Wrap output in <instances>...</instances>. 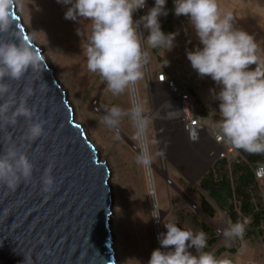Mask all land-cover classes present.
I'll use <instances>...</instances> for the list:
<instances>
[{"label": "rangeland", "instance_id": "1", "mask_svg": "<svg viewBox=\"0 0 264 264\" xmlns=\"http://www.w3.org/2000/svg\"><path fill=\"white\" fill-rule=\"evenodd\" d=\"M154 4L155 0H146L144 9L134 11V21ZM218 4L222 12L232 13L236 28L255 37L260 45L257 54L264 58V0H218ZM67 7L69 5L58 0H20L16 13L65 92L76 121L95 145L100 159L109 166L114 202L111 229L117 263L147 264L151 252L161 247L158 236L166 232L164 222L172 218H175L177 226L191 228L194 232H205L202 222L208 225L218 241L212 246L207 242L204 251L217 257V248L230 245L224 240H227L226 236L217 233L221 210L214 204L217 211L213 218L200 210L201 197L206 194L200 182L215 164L211 152L216 150V146L209 132H205L199 142L188 140L180 124L168 118L165 100L172 96L165 85L156 81L159 69H166L169 78L178 86L192 88L196 92L202 109L211 114L218 112L219 101L214 99L212 90L219 91V86L210 77H200L187 59V51L202 47L188 18L176 16L174 0H166L165 7L170 9L159 20L162 27L166 18H170L169 11H173L172 32L178 33L174 47L171 51L161 48L156 52L143 41L147 59L141 69L143 78L136 81L138 103L142 113L146 114L142 118V128L151 161L159 220L150 199L145 165L137 163L140 143L137 121L131 112L134 104L130 85L119 95H114L98 73L87 69L84 49L90 22L83 18L77 21L66 19ZM77 29L81 35L77 34ZM139 31L144 38L149 34L142 24ZM113 105L128 115L123 116L117 125L109 126L101 122V117L105 109ZM216 122L211 120L210 124L214 126ZM256 228L257 225L254 229L246 228L243 237H238L243 249L248 250L244 255L247 264H264V244ZM246 230L252 231L253 237L246 236ZM205 233L208 241L209 235ZM190 251L196 254L194 248Z\"/></svg>", "mask_w": 264, "mask_h": 264}, {"label": "clouds", "instance_id": "2", "mask_svg": "<svg viewBox=\"0 0 264 264\" xmlns=\"http://www.w3.org/2000/svg\"><path fill=\"white\" fill-rule=\"evenodd\" d=\"M58 2L69 5L65 12L66 19L77 21L83 18L90 22V33L84 49L87 69L98 73L114 95H119L130 84L143 78L141 69L147 59L143 41L152 48L171 51L178 35L176 32L166 34L161 29L159 17L168 14L166 0H155L154 6L135 21L134 11L144 8L146 0ZM19 4L20 0H0V34L13 31L15 9ZM174 12L176 16L188 18L202 45L187 51L192 68L200 77H210L219 86V91L212 90L214 99L219 101L218 112L210 113L212 120L217 121L213 126L214 133L235 149L249 154H264V58L257 54L260 45L255 37L236 28L232 13L222 12L218 0H174ZM141 24L149 32L146 38L139 31ZM77 34L81 35L80 29H77ZM17 38L18 42L0 39V125L14 126L23 117L27 122L24 138L34 141L44 133L46 121L38 117L35 106L28 104L33 90L25 86L23 93L17 96L5 78L19 81L29 68H39L42 57L24 39ZM251 65L255 67L251 68ZM190 91L195 95L193 90ZM131 112L135 119L140 117L142 109L136 106ZM126 115L127 112L113 105L105 109L101 122L115 126ZM137 163L148 165L150 158L141 154L137 156ZM52 167L53 163L50 162L41 177L45 192L54 184ZM33 168L34 164L22 147L9 140L3 152H0V182L15 189L21 180L32 179ZM261 171H264V164L260 165L258 175ZM237 184L238 176L236 191ZM205 196L216 205L207 193ZM246 223L247 220L236 221L224 230V235L242 238ZM164 227L166 232L158 236L161 247L151 252L147 264H232L228 258H217L211 252L204 251L207 236L203 230L194 232L191 228H181L177 226L175 218L164 222ZM162 248L165 250L162 251ZM193 248L196 254L190 251Z\"/></svg>", "mask_w": 264, "mask_h": 264}, {"label": "water", "instance_id": "3", "mask_svg": "<svg viewBox=\"0 0 264 264\" xmlns=\"http://www.w3.org/2000/svg\"><path fill=\"white\" fill-rule=\"evenodd\" d=\"M15 16L13 31L0 34V39L18 42L20 37L42 60L38 69L29 68L19 81L5 80L17 96L25 86L32 88L28 104L46 123L34 141L24 138L23 117L14 126L0 125V152L10 140L34 164L32 179L21 180L15 189L0 182V264H118L109 166L76 121L65 92L16 9ZM50 162L54 184L45 192L41 177Z\"/></svg>", "mask_w": 264, "mask_h": 264}, {"label": "built area", "instance_id": "4", "mask_svg": "<svg viewBox=\"0 0 264 264\" xmlns=\"http://www.w3.org/2000/svg\"><path fill=\"white\" fill-rule=\"evenodd\" d=\"M156 78L158 83L165 85L172 96L170 99L165 100L168 118L180 124L189 141L192 143L199 142L206 131L210 133L209 136L216 146V150L211 152V155L215 159L212 171L216 181L226 180L230 184L231 189L236 191L235 185L238 173L235 174V167L245 165L252 172L254 190L251 192L253 195V210L254 208L255 210L251 214L244 216L241 213L242 197L236 196L233 204L234 211L239 217V221H248L245 224L248 227L252 226L254 213L256 212L259 217L256 229L260 231L261 237L264 240V171H261L258 175V169L264 162L250 163L238 149L220 140L213 131V125L210 124L213 116L208 111L199 107L197 98L189 88L178 86L163 71L158 72ZM192 137H196V139H192ZM219 213L221 217L217 233L223 237L225 236L224 229L231 225L232 221L225 212L221 211Z\"/></svg>", "mask_w": 264, "mask_h": 264}, {"label": "trees", "instance_id": "5", "mask_svg": "<svg viewBox=\"0 0 264 264\" xmlns=\"http://www.w3.org/2000/svg\"><path fill=\"white\" fill-rule=\"evenodd\" d=\"M171 7V6H170ZM170 7L167 8L170 9ZM172 9V7H171ZM170 18H167L165 25L161 28L162 31H164L166 34L170 33L172 29V16H173V11L170 10ZM161 48H156V52H158ZM192 90L191 88H189ZM247 159L250 163H256V162H264V154H249L244 152L242 149H238ZM235 174L238 173V184H237V193H235L228 182L226 180H215L214 179V174L213 171L211 170L208 174L203 176L200 182V187L202 188L203 191H205L210 199L216 203V205L224 210L230 217V219H234L235 217V211H234V198L237 196L242 197V208L243 210L251 214L254 212L253 210V202H252V192L254 190V178L252 172L248 169L247 166L243 165H238L235 167ZM248 170V171H247ZM200 210L201 212L207 216L213 218L216 214L217 209L207 199L205 196L201 197V202H200ZM259 217L257 213H254V226H256L259 223ZM202 228L205 230V232L208 233L209 239H208V245L212 246L215 243H217L218 238L212 232V230L206 226L204 222L201 223ZM254 229V228H253ZM252 233V231L248 230V233Z\"/></svg>", "mask_w": 264, "mask_h": 264}, {"label": "crops", "instance_id": "6", "mask_svg": "<svg viewBox=\"0 0 264 264\" xmlns=\"http://www.w3.org/2000/svg\"><path fill=\"white\" fill-rule=\"evenodd\" d=\"M166 20H167V18H166ZM166 20H165V22H166ZM165 22H164V24H163V26L165 25ZM162 26V27H163ZM161 27V28H162ZM173 27H174V25L172 24V29H171V31L170 32H172L173 31ZM154 49H156V48H154ZM159 59V58H158ZM157 59V60H158ZM155 63H157V62H154V64ZM158 64V63H157ZM155 66V65H154ZM163 70V72H165L166 74L168 73V72H166L167 70L166 69H159V71L161 72ZM168 75V74H167ZM169 77V76H168ZM185 87V86H184ZM192 89V88H191ZM194 92V91H193ZM195 94H196V92H195ZM202 104H199V106H201ZM158 148L160 149V146H159V143H158ZM243 206L241 205V209H242V211H241V213L242 214H244V216H247L248 215V213H246L244 210H243V208H242ZM228 215V214H227ZM229 216V215H228ZM239 220V217L235 214V217H234V219H232L231 218V221H232V224H234L236 221H238ZM220 223V220L218 221V224ZM251 227H255L254 226V221H253V224H252V226ZM246 228H250V227H248V226H245V229ZM247 231L248 230H246V236H248V237H253V235H251V233L249 232L248 234H247ZM213 232V231H212ZM257 232H258V234H260V236H261V233H260V231H258L257 230ZM251 235V236H250ZM261 239H262V237H260ZM225 241L226 242H228L230 245L228 246H223V245H221L219 248H217V250H216V255H217V257L218 258H221V257H225V258H228V259H230L231 261H232V264H240V261L242 262V260H244V262H243V264H247L246 263V258L247 257H245L246 255H245V253H246V251H248V250H244L243 249V244H242V242L238 239V237H236V238H229V237H227V240H226V238H225ZM240 242H241V244H240ZM244 242V241H243ZM262 242H263V244H264V240L262 239ZM241 245V246H238L239 244ZM216 244V243H215ZM214 244V245H215ZM240 248V249H239ZM248 249V248H247ZM245 255V256H244ZM251 264H255V262H252Z\"/></svg>", "mask_w": 264, "mask_h": 264}, {"label": "bare ground", "instance_id": "7", "mask_svg": "<svg viewBox=\"0 0 264 264\" xmlns=\"http://www.w3.org/2000/svg\"><path fill=\"white\" fill-rule=\"evenodd\" d=\"M130 88H131V93H132V97H133V104H134V108H135L136 106H139L137 89H136V82L130 84ZM142 118H144L143 117V113H141L140 117L136 118L137 125H138L139 143H140L139 152H140V155L144 154V155L148 156V151H147L148 149H147V145H146V139H145V136H144V133H143V128H142ZM144 167H145L146 176H147V182H148V187H149L150 199H151V201L153 203V206H154L153 209H154V212H155V216L157 218V215H158V210L157 209L158 208H157V205H156V198H155V187H154V181H153L154 179H153V175H152V172H151V161H150V163L148 165H145Z\"/></svg>", "mask_w": 264, "mask_h": 264}]
</instances>
